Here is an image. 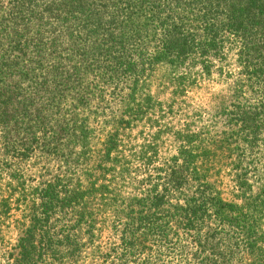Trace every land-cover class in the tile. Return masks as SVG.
I'll return each mask as SVG.
<instances>
[{
	"label": "trees",
	"instance_id": "trees-1",
	"mask_svg": "<svg viewBox=\"0 0 264 264\" xmlns=\"http://www.w3.org/2000/svg\"><path fill=\"white\" fill-rule=\"evenodd\" d=\"M230 51L239 67L232 95L239 203L221 196L219 169L211 173L209 151L193 153L188 135L160 183L130 197L113 193L111 204H89L87 198L108 188L98 181L100 172L112 182L131 166L154 161L156 144L129 156L122 147L123 132L141 123L150 103L144 92L137 96L147 77L163 67V84L173 86L182 68L187 74L199 64L207 73L213 58ZM110 99L117 100V113L96 127L92 117ZM0 150L15 159L39 152L60 166L32 189L40 211L19 238L20 262L35 263L44 251L56 261L58 245L74 242L77 235L69 232L49 233L52 214L74 217L70 228L81 229L96 213L109 212L119 264L140 257L157 264L174 252L194 264H226L238 247L249 254L247 264H264V0H0ZM81 171L85 184L81 177L73 181ZM165 180L180 191L174 201L171 188L160 187ZM13 194L0 189V218Z\"/></svg>",
	"mask_w": 264,
	"mask_h": 264
},
{
	"label": "rangeland",
	"instance_id": "rangeland-1",
	"mask_svg": "<svg viewBox=\"0 0 264 264\" xmlns=\"http://www.w3.org/2000/svg\"><path fill=\"white\" fill-rule=\"evenodd\" d=\"M212 60V67L207 73L202 71L199 64L190 68L187 74H183L182 68L173 86L163 84L167 75L163 67H159L147 77L144 89L137 96L144 92L150 96V103L143 105L141 123L123 132L122 147L125 156H129L131 152L139 150L140 146L143 150V146L147 143L156 144L154 161L139 168L131 166L121 175L116 174L112 182L108 172H100L98 181L106 184L108 188L103 195L95 194L94 197L87 198L89 204L95 206L111 204L113 193L118 197H130L136 195L139 190L147 189L151 184L160 183L158 177L167 176L173 165L172 157L180 156L179 144L182 138L188 135H193V153L205 154V150L209 151V160L205 166L212 167L211 173L219 169L215 178L221 196L225 200L239 203V182L236 178V173H239V163L236 162L239 155L237 148L239 125H234L235 107L232 98L235 83L239 78L237 56L235 51H230L225 58ZM116 103L117 100L110 99L105 107L99 109L100 113L98 112L97 117H92L93 122L91 120L90 123L100 127L104 126L105 120L111 121L117 113ZM211 155L212 159H210ZM95 158L98 163L101 158L100 153L98 156L96 154ZM109 163L110 160L107 161L108 165ZM58 173L60 166L52 156L35 152L28 158L15 159L0 150V189L4 194L14 193L11 209L5 217L0 218V264H25L19 261L21 256L19 238L32 227V215L40 211H34L32 189L43 185ZM72 176L73 181L76 177H81L83 183H86L82 171ZM163 185L172 187V183L168 180L163 181L160 187ZM192 185L193 183L189 182L185 186L192 187ZM116 187L120 191H117ZM169 191L174 195L171 201L180 195L179 190L176 192L171 188ZM73 218L68 220L56 213L52 214L46 223L50 229L49 233L56 238H61L67 232L72 236L77 235L74 242H61L62 245H58L61 259L55 261L49 255L50 251H44L41 260L31 264H119V260L111 253V249L119 242L117 232L114 233L111 228V214L96 213L91 224L81 225V229L70 228ZM39 233L41 232L36 231L37 237L41 236ZM237 240L239 241V238ZM259 245L264 247V239ZM249 257L247 251L239 250L238 247L232 262L226 264H247ZM144 262L145 260L140 257L130 260L128 264ZM156 262L157 264H194L190 258L186 260L181 258L178 252L159 256ZM147 263L155 262L152 260Z\"/></svg>",
	"mask_w": 264,
	"mask_h": 264
}]
</instances>
